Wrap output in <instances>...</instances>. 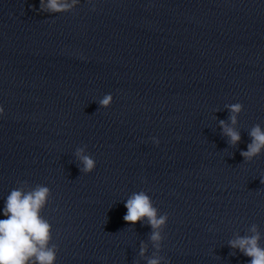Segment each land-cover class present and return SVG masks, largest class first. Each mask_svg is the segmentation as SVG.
Instances as JSON below:
<instances>
[{"label": "water", "instance_id": "95a60500", "mask_svg": "<svg viewBox=\"0 0 264 264\" xmlns=\"http://www.w3.org/2000/svg\"><path fill=\"white\" fill-rule=\"evenodd\" d=\"M236 102L230 145L219 122ZM0 104V206L21 182L50 188L55 264H145L150 226L123 219L140 190L168 214L170 264H247L228 241L253 223L264 246V152L241 155L264 127V0H80L52 14L0 0Z\"/></svg>", "mask_w": 264, "mask_h": 264}, {"label": "clouds", "instance_id": "9594fccd", "mask_svg": "<svg viewBox=\"0 0 264 264\" xmlns=\"http://www.w3.org/2000/svg\"><path fill=\"white\" fill-rule=\"evenodd\" d=\"M80 0H40V11L49 14L69 11L76 7ZM95 7V5H93ZM113 101L111 93H105L100 99L101 107H108ZM230 111L229 123L220 121L222 133L228 137L230 145H236L241 135L233 127L238 122V115L243 109L240 102L228 104ZM4 106L0 104V116L4 114ZM251 138L246 150L241 151L244 160H251L264 152V127L254 124L248 131ZM154 144L160 140L152 136ZM74 155L80 164L81 172L90 173L96 167V160L87 151V146H78ZM51 190L47 185L37 184L27 187L26 182L12 188L3 198L0 206V264H55L58 245L52 243V226L49 220L41 215L46 206ZM127 209L124 221L147 223L151 232L148 241H141L139 256L145 264H170V260L160 254L164 239L163 229L168 220L167 213H160L149 194L134 191L124 202ZM248 234H237L229 239L232 249L239 250L244 256L250 257L247 264H264V246L261 245V233L253 223L247 229ZM149 243L153 249L148 255ZM139 264V262H137Z\"/></svg>", "mask_w": 264, "mask_h": 264}]
</instances>
